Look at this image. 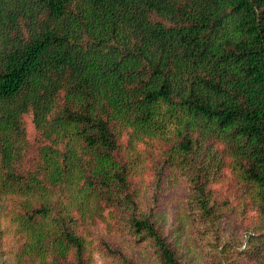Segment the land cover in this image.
I'll list each match as a JSON object with an SVG mask.
<instances>
[{
	"label": "trees",
	"instance_id": "16d2710c",
	"mask_svg": "<svg viewBox=\"0 0 264 264\" xmlns=\"http://www.w3.org/2000/svg\"><path fill=\"white\" fill-rule=\"evenodd\" d=\"M124 133L168 141L160 156L183 176L214 264L228 246L209 187L223 153L254 197L249 249L264 264V0H0L10 264H93L91 220L181 264L131 187Z\"/></svg>",
	"mask_w": 264,
	"mask_h": 264
},
{
	"label": "rangeland",
	"instance_id": "374dc122",
	"mask_svg": "<svg viewBox=\"0 0 264 264\" xmlns=\"http://www.w3.org/2000/svg\"><path fill=\"white\" fill-rule=\"evenodd\" d=\"M25 123L27 138L33 141L35 131L28 114ZM120 146L122 159L132 165L131 187L135 189L138 203L144 211L151 212L158 229L176 248L180 263L214 264L213 257L202 246L200 227L193 213H189L184 178L160 156L163 149L168 148V141L157 138L131 141L124 133ZM216 146L221 149L220 145ZM222 154L223 165L209 180L212 198L220 208L219 242L228 245L222 264H258L248 241V235L254 233L256 227L254 197ZM4 204L9 207V198H0V264H10V249L15 241L13 226L4 215ZM89 228L93 264H159L150 248L136 243L128 235L106 234L104 225L92 220ZM105 243L118 247L124 259L109 252Z\"/></svg>",
	"mask_w": 264,
	"mask_h": 264
}]
</instances>
